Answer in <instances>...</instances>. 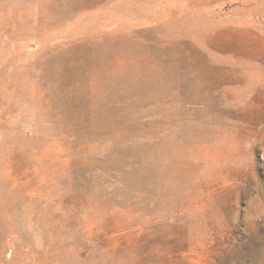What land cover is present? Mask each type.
Here are the masks:
<instances>
[{"label":"rangeland","instance_id":"obj_1","mask_svg":"<svg viewBox=\"0 0 264 264\" xmlns=\"http://www.w3.org/2000/svg\"><path fill=\"white\" fill-rule=\"evenodd\" d=\"M0 264H264V0H0Z\"/></svg>","mask_w":264,"mask_h":264}]
</instances>
